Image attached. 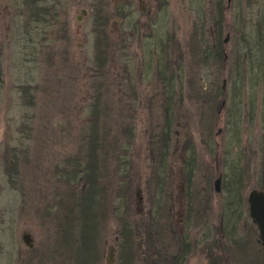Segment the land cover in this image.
Listing matches in <instances>:
<instances>
[{"label": "rangeland", "instance_id": "obj_1", "mask_svg": "<svg viewBox=\"0 0 264 264\" xmlns=\"http://www.w3.org/2000/svg\"><path fill=\"white\" fill-rule=\"evenodd\" d=\"M262 17L264 0H0V264H264L246 200L264 62L243 58Z\"/></svg>", "mask_w": 264, "mask_h": 264}, {"label": "flooded vegetation", "instance_id": "obj_2", "mask_svg": "<svg viewBox=\"0 0 264 264\" xmlns=\"http://www.w3.org/2000/svg\"><path fill=\"white\" fill-rule=\"evenodd\" d=\"M258 22H259V24H258ZM262 23H264L263 17L259 18V20H257L254 29L247 35V38H246L245 43H247L246 44L247 51H245L244 56H243V58L245 59L244 64L246 66L245 67L246 68L245 74H250V72L252 73L254 71L253 69L255 67H258V65L262 66V64L264 62V59H263L264 25ZM262 27H263V30H262ZM259 32H260V34H259ZM257 48L259 49V51L256 53ZM236 62H237V60H236ZM219 184H220V182H219ZM255 189H261V188H255ZM216 191H218V190H216ZM247 205H248V201H247ZM248 212H249V210H248ZM248 216H249V213H248ZM249 218H250L251 222L254 223L250 216H249ZM254 225L256 227L255 223H254ZM256 230H257V227H256ZM257 239H258V230H257ZM258 242H259V239H258ZM259 244H260V242H259ZM260 246H261V244H260ZM261 248L263 249L262 246H261Z\"/></svg>", "mask_w": 264, "mask_h": 264}, {"label": "water", "instance_id": "obj_3", "mask_svg": "<svg viewBox=\"0 0 264 264\" xmlns=\"http://www.w3.org/2000/svg\"><path fill=\"white\" fill-rule=\"evenodd\" d=\"M220 175L218 174L213 179V188L219 190ZM246 199L248 201L249 216L256 224L258 230V239L264 249V190L263 189H250L247 192ZM22 239L28 245L29 237L27 232L22 233Z\"/></svg>", "mask_w": 264, "mask_h": 264}, {"label": "trees", "instance_id": "obj_4", "mask_svg": "<svg viewBox=\"0 0 264 264\" xmlns=\"http://www.w3.org/2000/svg\"><path fill=\"white\" fill-rule=\"evenodd\" d=\"M95 203V202H94ZM94 207V206H93Z\"/></svg>", "mask_w": 264, "mask_h": 264}]
</instances>
